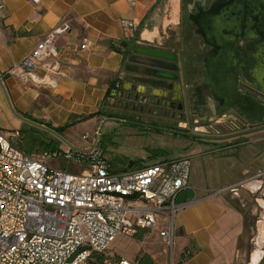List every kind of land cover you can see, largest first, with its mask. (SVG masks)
<instances>
[{"label": "crops", "instance_id": "obj_1", "mask_svg": "<svg viewBox=\"0 0 264 264\" xmlns=\"http://www.w3.org/2000/svg\"><path fill=\"white\" fill-rule=\"evenodd\" d=\"M3 2L0 115L9 114L6 102L10 100L18 120L52 130L69 125L64 135L72 133L79 124L95 127L103 120L97 113L102 111L110 86L121 72L124 49L133 41L147 44L160 33H179L181 0ZM123 20L134 22L136 27L126 32ZM58 27L65 28L56 40L63 77L55 89L3 75ZM84 38L90 45L81 49ZM0 129L6 128L0 124ZM96 134L95 129L88 134L84 147L79 148L88 147ZM64 135L60 137L63 139ZM176 151L172 158H160L141 167L129 163L126 171L113 172L135 171L179 158L190 160L188 188L175 200L179 210L173 218L172 264H264V132L225 146L190 144ZM230 187L231 192L217 194ZM137 233V239L148 233L150 236L142 245L136 241L132 245L124 239L126 236H120V243L130 245L133 254L129 258L117 253L121 256L118 258L133 262L139 253H145L157 264H166L167 245L158 231Z\"/></svg>", "mask_w": 264, "mask_h": 264}, {"label": "built area", "instance_id": "obj_2", "mask_svg": "<svg viewBox=\"0 0 264 264\" xmlns=\"http://www.w3.org/2000/svg\"><path fill=\"white\" fill-rule=\"evenodd\" d=\"M3 9L0 0V16ZM122 26L126 32L136 27L129 20ZM64 30L54 28L3 75L55 89L63 77L56 40ZM89 45L84 38L80 48ZM18 135L0 130V264H88L116 237L140 230H157L173 249L175 200L188 188V158L113 173L96 135L85 148L67 145L33 153L14 144ZM61 158L75 168L54 166ZM105 263L134 264L117 258Z\"/></svg>", "mask_w": 264, "mask_h": 264}, {"label": "flooded vegetation", "instance_id": "obj_3", "mask_svg": "<svg viewBox=\"0 0 264 264\" xmlns=\"http://www.w3.org/2000/svg\"><path fill=\"white\" fill-rule=\"evenodd\" d=\"M151 43L166 52L171 60L177 61L178 56L185 58L181 64L188 77L185 78V96L179 92V74L171 73L167 75L174 79L173 82L155 77L150 81L166 85L177 92L167 94L171 99L161 101L160 106L150 104L153 98L131 93L129 84L121 82L120 76L127 75L122 70L110 86L102 110L104 119L115 120L111 122L136 133L185 139L201 147L222 146L239 139L210 140L246 130L253 124L249 119L240 122L234 113L225 114V123L219 122L222 116L214 118L210 114L213 102L208 99L210 89H213L214 94L218 91V78L223 68H227L228 73L232 70L235 87L237 81L249 83L255 77L264 79V0H181L179 33H160ZM124 52L126 69L157 76L165 74L158 68L131 66L128 64V58L132 56L130 47ZM174 62L156 63L177 70V63ZM141 78L145 79L144 76ZM237 90L244 98L258 95L247 90L244 85H238ZM237 103L227 101L224 105L215 103L218 105L212 107L215 112L226 107H232L230 110L233 111L242 110ZM251 115L248 117L251 118ZM177 133H194L205 139L189 138Z\"/></svg>", "mask_w": 264, "mask_h": 264}, {"label": "rangeland", "instance_id": "obj_4", "mask_svg": "<svg viewBox=\"0 0 264 264\" xmlns=\"http://www.w3.org/2000/svg\"><path fill=\"white\" fill-rule=\"evenodd\" d=\"M7 111L9 114L0 115V124L4 125L6 129H0L6 133L18 132L19 135L13 139L14 144L18 148H22L26 152H39L41 151V142L44 138L57 139L52 137L49 133L42 131L37 126H34L32 121H21L16 118V110L11 106L10 100H7ZM106 101L102 105V110L105 108ZM103 119L105 116H101ZM103 121V120H102ZM102 121L93 127L91 124L82 123L73 129V132L69 134H63V140H60L61 146L75 145L79 147H84L85 140L82 139L84 134H92L94 130H97L98 144L104 151L105 158L111 163L112 169L117 167L127 168L129 163L137 164L136 166H144L152 164L155 160L160 158H172L177 155L176 149H181L190 145L189 140L175 138L171 136H160L154 134L136 133L134 130L128 129L127 127H120L114 122L107 121L102 124ZM31 122V123H30ZM72 136V137H71ZM225 146L226 144H221ZM160 152L156 155L154 151ZM63 170L74 169L75 165L71 161H65L64 159H59L57 162L53 163ZM231 192V191H230ZM138 233L134 234L132 237L124 238L128 243L137 242L145 243L149 238V233L143 235L140 239L135 238ZM121 237L118 236L110 244L109 249L104 253V259H110L111 257L117 258L122 256H132V248L130 245L125 246L120 243ZM135 242V243H136ZM164 248V245L163 247ZM115 250V251H114ZM166 254L164 261L166 264H172V251L168 246H166ZM116 252V253H115ZM144 255L150 257V255L145 253H139L133 260L140 258ZM152 259V258H151ZM105 260V261H106ZM97 259L92 258L88 264H95ZM154 261V260H153ZM163 260L162 262L165 263ZM106 264V263H105ZM154 264H157L154 262Z\"/></svg>", "mask_w": 264, "mask_h": 264}, {"label": "water", "instance_id": "obj_5", "mask_svg": "<svg viewBox=\"0 0 264 264\" xmlns=\"http://www.w3.org/2000/svg\"><path fill=\"white\" fill-rule=\"evenodd\" d=\"M133 42L130 44L131 54L128 58V64L131 66H144L146 68H158L160 70L165 71V74L157 75H151L142 73L140 71H134V70H128L125 68V61L121 68V71L123 70V74H126L125 77L122 75L120 76L121 82L125 84H129L131 93H136L138 95H144L145 97H151L153 98V101L150 104H153L155 106H160L161 101H167L170 100V96H166L167 94L171 95L176 90H171L170 87L166 85H157L152 83L150 80L151 78H159L162 81L165 82H173L174 79L171 78V76L167 74L176 73L178 77V82L181 84L180 93L184 97V89H185V78L187 77V73L183 72L182 70V58L181 56H178L177 61L171 60L168 55H166V52L162 51L161 49H158L154 47L152 43L147 44H140L139 42H135V46H133ZM158 45V44H157ZM157 60V61H156ZM153 61H160V62H174L177 65V70L170 69L168 67H163L156 62ZM229 70V68H228ZM119 76V75H118ZM141 76H144L145 79H142ZM188 78V77H187ZM238 85L242 86L244 85L245 88L247 87V90L250 92H253L255 94H258L257 96L251 95L247 98H244L240 94V92L237 90ZM128 85H126L127 87ZM119 87V86H118ZM217 93L214 94L213 89H210V96L209 101L213 102L211 103L212 106L224 105L227 101H237L238 103L236 105H239L242 110L239 111H233L230 109H233L232 107L229 108H223L219 110L218 112H215L213 110V107L211 106V109L209 110L210 114L215 118L222 116L219 119V122H224L227 119L225 118V114L227 113H234L236 115V119L240 122L245 121V119H249L253 124L248 127L246 130H239L236 133H233L232 135H227L223 137H216L211 138L210 140H230V139H236L241 138L244 136L253 135L256 133L264 132V79L260 77H255L252 82H246V81H237V86L234 85V80L232 79V70L228 73L227 68H223L221 71V77L218 78V88ZM177 92V91H176ZM216 95L218 97H216ZM218 103V104H215ZM251 115V118L248 117V115ZM253 116V117H252ZM19 117V116H18ZM21 118V117H20ZM22 119V118H21ZM28 122L27 120H25ZM107 121H115L111 119H103L102 124L106 123ZM31 123V122H30ZM34 126H37L38 128L44 130L45 132H48L52 134L54 137L58 138L59 140H63L62 137H60L54 130L48 127H44L42 125H39L37 123H32ZM179 135H183L189 138H196V139H205V137H202L198 134L194 133H177Z\"/></svg>", "mask_w": 264, "mask_h": 264}, {"label": "trees", "instance_id": "obj_6", "mask_svg": "<svg viewBox=\"0 0 264 264\" xmlns=\"http://www.w3.org/2000/svg\"><path fill=\"white\" fill-rule=\"evenodd\" d=\"M97 115H101V116H105L103 111H100L97 113ZM91 117V116H90ZM67 127H69V125H66L62 128H56L54 129V131L59 135V136H63L64 131L67 129ZM61 146V142L57 139H48V138H44L41 142V149L42 150H47V149H58ZM155 154H160V152H158L157 150L154 151ZM118 171H126L125 168L122 169H112V172H118ZM95 258L97 259L95 264H105V260L103 254H93L91 256V258L88 260V262L92 259ZM108 260V259H107ZM132 263L134 264H154V261L151 259V257L144 255L140 258H137L135 261H133Z\"/></svg>", "mask_w": 264, "mask_h": 264}]
</instances>
